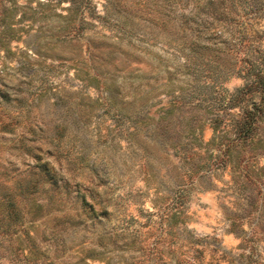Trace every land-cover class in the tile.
<instances>
[{
	"label": "rangeland",
	"instance_id": "rangeland-1",
	"mask_svg": "<svg viewBox=\"0 0 264 264\" xmlns=\"http://www.w3.org/2000/svg\"><path fill=\"white\" fill-rule=\"evenodd\" d=\"M257 72L264 0H0V264H264Z\"/></svg>",
	"mask_w": 264,
	"mask_h": 264
},
{
	"label": "trees",
	"instance_id": "trees-1",
	"mask_svg": "<svg viewBox=\"0 0 264 264\" xmlns=\"http://www.w3.org/2000/svg\"><path fill=\"white\" fill-rule=\"evenodd\" d=\"M257 74H259V77L264 80V73L260 74L257 72ZM5 124L2 125V128L4 129ZM36 148V146H35ZM27 153L29 154H33V156L37 157V153L33 152L34 146H26L25 147ZM39 149V148H37ZM50 150H47V153L49 154ZM40 158V157H38ZM40 171L38 173V176L33 178L32 180H29L26 185L23 187V192H26L29 190V188L31 187H35L39 181H50V183L56 187V180L53 177V167L49 165V162L47 160H45L43 163H41L40 165ZM29 173L34 174V171H30Z\"/></svg>",
	"mask_w": 264,
	"mask_h": 264
}]
</instances>
